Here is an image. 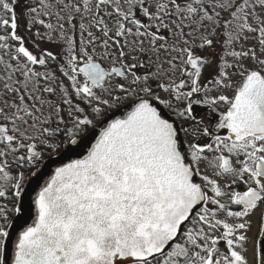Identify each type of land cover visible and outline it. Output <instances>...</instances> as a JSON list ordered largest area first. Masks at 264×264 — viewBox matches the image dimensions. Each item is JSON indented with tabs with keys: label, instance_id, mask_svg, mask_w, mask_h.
<instances>
[{
	"label": "snow or ice",
	"instance_id": "6c2138e0",
	"mask_svg": "<svg viewBox=\"0 0 264 264\" xmlns=\"http://www.w3.org/2000/svg\"><path fill=\"white\" fill-rule=\"evenodd\" d=\"M0 264H264V0H0Z\"/></svg>",
	"mask_w": 264,
	"mask_h": 264
}]
</instances>
